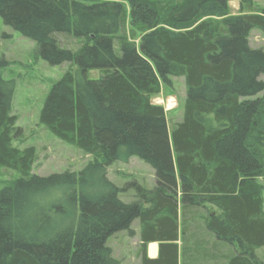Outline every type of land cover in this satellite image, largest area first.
I'll return each mask as SVG.
<instances>
[{
	"label": "trees",
	"instance_id": "obj_1",
	"mask_svg": "<svg viewBox=\"0 0 264 264\" xmlns=\"http://www.w3.org/2000/svg\"><path fill=\"white\" fill-rule=\"evenodd\" d=\"M229 2L0 0L3 23L35 41L40 58L76 66L52 85L40 122L94 157L79 176L32 175L36 150L13 146L22 131L0 75V166L19 174L0 193V264H122L109 245L121 231L138 235L140 264H264V49L249 39L264 32V11L230 14ZM171 77L184 78L186 98L170 130L152 97ZM129 156L154 168L155 186L133 181L124 201L101 172ZM77 181V223L50 229L32 199L64 185L74 203ZM99 182L105 190L87 196L84 185Z\"/></svg>",
	"mask_w": 264,
	"mask_h": 264
},
{
	"label": "rangeland",
	"instance_id": "obj_2",
	"mask_svg": "<svg viewBox=\"0 0 264 264\" xmlns=\"http://www.w3.org/2000/svg\"><path fill=\"white\" fill-rule=\"evenodd\" d=\"M263 11L264 0H230L229 2L230 14ZM128 27L130 29V26ZM134 33L131 36L139 43L142 32L136 30ZM249 39L252 47L264 49L262 30L254 28ZM61 41L62 44L72 48L80 46L79 41L73 37L62 36ZM68 70L75 71L76 66L72 63L49 64L38 56L35 41L6 26L0 18V75L12 87L11 114L16 116V126L22 131L21 136L13 140V146L19 149L35 148L36 160L32 167V175L45 177L68 173L70 176L73 174L79 176L93 164L92 155L84 152L74 143L62 140L40 122V112L47 94L52 85ZM101 74V70L92 69L89 77L99 78ZM261 78L264 80V75ZM170 81V85L162 83L159 94L152 97V102L165 108L171 130L183 119L186 86L183 77H171ZM101 176L107 184L111 183L122 190L119 196L124 201H131L134 198L133 188L127 187L133 181L148 188L155 186L154 168L138 156L121 157L113 164L104 167ZM18 177L19 174L16 171L0 166V193L12 186ZM259 183L263 187L264 200V178H259ZM89 184L84 185L87 196L102 192L106 188L99 182L100 186L97 185L92 190L90 188L94 185ZM66 189L68 188L64 185L53 186L36 193V197L32 199L44 217L49 215L51 221L48 224L54 231L63 229L72 221L74 223L78 221L80 214L78 198L83 187L79 181L76 182L74 203L70 202L65 195ZM133 228L136 233L139 232L138 221L133 224ZM109 245L113 249L114 257L122 264H140V241L137 234L131 235L127 231H121L110 239ZM256 254L264 260V246L257 249Z\"/></svg>",
	"mask_w": 264,
	"mask_h": 264
},
{
	"label": "crops",
	"instance_id": "obj_3",
	"mask_svg": "<svg viewBox=\"0 0 264 264\" xmlns=\"http://www.w3.org/2000/svg\"><path fill=\"white\" fill-rule=\"evenodd\" d=\"M147 254H148V257L150 258H157L159 255V242L148 243Z\"/></svg>",
	"mask_w": 264,
	"mask_h": 264
},
{
	"label": "bare ground",
	"instance_id": "obj_4",
	"mask_svg": "<svg viewBox=\"0 0 264 264\" xmlns=\"http://www.w3.org/2000/svg\"><path fill=\"white\" fill-rule=\"evenodd\" d=\"M203 218V217H202Z\"/></svg>",
	"mask_w": 264,
	"mask_h": 264
}]
</instances>
